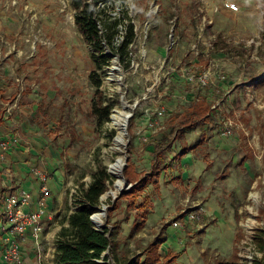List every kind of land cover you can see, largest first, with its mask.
<instances>
[{"label":"rangeland","instance_id":"1","mask_svg":"<svg viewBox=\"0 0 264 264\" xmlns=\"http://www.w3.org/2000/svg\"><path fill=\"white\" fill-rule=\"evenodd\" d=\"M198 1L209 14L220 2L179 0L177 29L181 41L168 52L167 34L177 0H93L91 9L101 35L116 32L113 48L104 46L108 64L97 71L102 85L96 94L88 79L96 60L74 23L76 13L69 0H0V90L5 92L4 100L11 102L5 107V125L0 130V144L8 145L5 151L0 146V174L13 164L7 151L12 148L11 154L21 157L12 147L13 138L20 144L26 140L22 124L15 122L28 117L16 113L19 118L15 119L13 113L17 111L13 107L15 96L21 91L17 83L22 81L20 104L28 103L33 96L44 108L41 115L46 121L39 125L44 138L51 140L59 154L55 170L61 172L63 191L73 211L77 208V184L91 181L96 159L106 167L112 184L95 211L103 212L107 223L115 228L114 234H121L120 227H147L146 233L162 240L161 229L166 227L163 233L175 250L168 249L166 254L182 253V261L172 264H246L255 259L264 264V253L259 252L256 243L258 235L264 233V219H258L259 211L264 209V0H235L238 12H245L242 4L251 11L243 17L218 16L206 31V37L215 38L211 59L225 76L215 84H232L228 89L216 88L213 93L215 99L223 98L224 102L203 128V145L180 158L189 153L193 164L203 165V176L185 163L172 160L181 148L197 144L202 134L199 127L182 130L181 118H173L191 105V95L196 96L195 88L180 80L179 69L192 59L191 55L183 57V53L195 40L193 15ZM129 25L135 39L122 57L121 40ZM254 34L261 43L257 49L254 44H246L250 39L233 38ZM207 63L208 59L201 58V68ZM93 100L102 101L100 106L111 104L110 114L121 102L126 103L130 118L122 153L110 151L118 131L111 126L110 115L107 122L98 124L92 114ZM156 111L161 112L157 119ZM161 139L170 142L172 153L164 155L159 189L148 185L135 200L118 199L119 193L129 190L122 185L111 195L116 178L109 172V165L119 157L125 164L130 158L138 172L148 174L156 140ZM186 197L187 206L182 207ZM114 202L115 209L111 210ZM205 207L215 211L217 219L204 217L205 225L199 231L193 223H184L180 230L171 227L181 210L205 215ZM63 215L58 216L60 220ZM47 229L51 230L50 224ZM128 234L126 231L120 235L114 255L117 259L125 257L121 264H140L142 255L137 253L145 248L126 244ZM41 241L26 247L27 258L33 264H51V241Z\"/></svg>","mask_w":264,"mask_h":264},{"label":"trees","instance_id":"2","mask_svg":"<svg viewBox=\"0 0 264 264\" xmlns=\"http://www.w3.org/2000/svg\"><path fill=\"white\" fill-rule=\"evenodd\" d=\"M71 8L75 11L76 16L74 23L78 31L83 36L84 41L91 46L93 53L91 57L96 60L95 70L90 72L88 79L91 86L98 94L99 88L102 85V80L97 75V71L102 66L108 64V57L104 54V46L112 47L115 31L112 35H101L98 29V23L95 21L93 11L89 1L93 0H69ZM96 3L110 0H94ZM115 28V27H114ZM135 35L132 25H129L125 35L122 38L120 52L126 56L128 47L134 42ZM128 67V64L125 66ZM102 105V101L93 100L92 114L96 116L99 125L109 120L110 105ZM210 105L206 102H199L191 104L185 112L179 116H174V119L180 117L179 122L182 130L192 131L196 127L201 130V138L198 143L190 148H181L180 152L172 157V160H179L187 152L194 150L203 143L202 136L204 135L203 128L209 124ZM173 121V119H172ZM183 132V131H182ZM114 132H110L112 136ZM147 145V144H146ZM172 153L170 142L157 141L155 143L154 151L151 157V170L148 174L138 173L134 163L129 158L126 161L123 170V177L131 188L123 192L118 199L125 198L127 200H135L140 192H143L148 185H151L155 190L158 188L159 176L161 174V163L164 155L168 156ZM91 181L86 183L77 184V208L75 211L64 215L61 222H66L68 227L62 226L57 242L54 261L55 264H108L106 257H102L104 251L109 249L115 264H121L124 261L118 260L114 255L115 244L112 242L114 232H109L108 236L105 234L107 229L97 231L94 229L90 221V215L97 209L100 203V197L107 191L108 186L112 184V179L106 171V167L98 160L95 159V169L90 172ZM84 176L80 177L82 180ZM117 199V200H118ZM116 202V200H115ZM115 202L112 204V209H115ZM131 204H134L133 202ZM261 217H264V209L260 212ZM259 237L256 238L258 250L264 253V233L261 232ZM160 241L152 243L148 247V252L142 264H172L178 258V254H168L163 260L157 253ZM101 260V261H100ZM126 264V263H125ZM128 264V263H127ZM217 264H236L235 261L219 262ZM253 264H263L261 259H255Z\"/></svg>","mask_w":264,"mask_h":264},{"label":"crops","instance_id":"3","mask_svg":"<svg viewBox=\"0 0 264 264\" xmlns=\"http://www.w3.org/2000/svg\"><path fill=\"white\" fill-rule=\"evenodd\" d=\"M216 6H218V5H216ZM247 6H248L247 4L241 5V10L245 11L243 13L241 11H240L241 13L240 12L233 13V12L229 11L228 9H224L223 7H221V8H219L217 13L209 14L210 11H208L207 16H209L211 18L212 22H213V19L215 20L216 17H218V16H220V18H223V17L224 18H228V17H235L236 18V16L243 17V16H246L247 13H249L251 11V10L247 11V9H248ZM233 38L234 39L240 38L243 40L250 39L249 41H246V44L247 45L248 44L249 45L254 44L255 49H257V47L261 45V43L259 42L260 39H258L259 36L257 34H254L253 36L247 37V38H242L241 35H234ZM255 39L257 41L253 42ZM256 81H257V79L252 81L251 83L256 82ZM231 84H232L231 81H222V83H220V84L216 83L214 86H212L210 88L209 92L207 91L209 94L207 93V94H205V97H203L202 102H206L210 105V110H209L210 118L212 117L213 112L218 110L219 105L222 102H224L223 98L222 99H220V98L215 99L214 98L213 93L216 91V88L228 89L231 86ZM17 86L20 87L21 91L19 94L18 93L16 94L15 100L13 102L14 105L13 104L12 105L14 108L17 109L18 112L13 111V113L14 114L17 113L18 116H19V114H21V115L23 114L22 116H27L29 119V120L28 119L26 120V118L21 117V119L19 121L15 122V124H18V123L22 124L21 130L25 133L24 136H25L26 140H23V142L21 144L19 143V140L17 138H13V140H12V142L15 143L14 145L12 144L13 145L12 147L16 148L15 150L19 151L18 154L21 157L16 156V154H11L12 148L9 151H7L8 154L10 155V161L13 164L9 168L4 169V171H5V172H3L4 174H0V177L2 178L0 181V194L1 195L5 194V193L16 194V193L22 192V191L29 192L31 194L32 199H31L28 210H30V211L38 210L40 208V206L38 205V199L40 196V189H39L40 185H39V183H38V181L34 175V169H38V170L43 171L47 174V177H48L47 187L50 191V196L46 200V202L44 203V206H43V208L45 210V213L43 216V222H44L45 229H44L43 235L41 236V239H42L41 242H44V241L50 242L51 241V264H55L54 257H55V252H56V246H57L56 242H57L58 234H59L62 226H64V228L68 227L66 222H63V224H62V222L58 216L62 212L64 213V215H68L69 213L73 212L74 208H71L70 199L68 197H66V195L63 191V181H62V177H61V172L60 171L58 172L55 170L59 164V162L57 161L59 159V154H58L57 150L51 146V140L48 138L47 139L44 138L45 135L43 132V128L39 125L41 123H44L43 122L44 120L46 121V118L41 115V109H44L41 106V101L38 102L37 99L33 98V96H32V97L28 98V100H29L28 103L21 105L20 104L22 101V97H21L22 88H21V86H23V88H24L22 81L19 84L17 83ZM232 88L233 87H231L230 89H232ZM4 94H5V92L3 90H0V130L5 125V122H4L5 107H7V105L9 103H11V102H7L4 100L5 99ZM226 94H228V91H226ZM250 97L252 98L253 96H250ZM215 105H216V107L214 109L211 108L212 106H215ZM17 114L15 116V119L19 118L17 116ZM156 141H158V140H156ZM204 142H205V139L203 140V143ZM203 143H202V145H203ZM199 147H197L195 149H198ZM195 149L189 151V153L195 151ZM189 153L187 154L188 156L186 158H184L183 160H180V159L175 160L176 163H182L183 162L186 165H188L189 167H191L192 172H197L198 174L201 173V176H203L202 175V173L204 172V170L202 169L203 165H199L198 163L193 164L191 162V157L189 156ZM2 166L5 167L6 165L2 164ZM134 166H135V164H134ZM160 167L162 169L161 170V173H162L164 171L165 167H163L162 165H160ZM135 168H136V166H135ZM204 168H205V166H204ZM150 170H151V161H150ZM51 172L53 173L52 178H51ZM138 173H141V172H138ZM144 174H147V173H144ZM183 175L184 174H182V178H184ZM198 177H199V175H198ZM159 179H160V176H159ZM159 187H160V181H158V188L156 190H158ZM187 203H188V197L184 198V203H182L181 206L186 207ZM62 205H64L65 209H67L69 207V210L68 211H66L65 209L63 210ZM205 208H206V209H204L205 215H202L199 221H195L193 223L194 225H197L196 228L198 231L201 228H203L201 226L205 225L203 223L204 217L206 218V217L212 216V218L217 219V217H216L217 214H215V211H213L209 207H205ZM3 210H4V205L0 201V218H1V214H2ZM184 210L185 209L181 210L177 216L182 215ZM262 210L263 209H261L259 211V214H258L259 220L264 219V217H261V215H260V212ZM106 223H107V221H106ZM48 224L51 225V230H49V231H47L48 230L47 229ZM107 226L110 227L111 230L114 232L115 228L112 225L107 223ZM120 228L122 231V232L120 231V233H121L120 235H124L126 231L129 232V234L127 235V238L125 239L126 244H129V246L133 247V248H136V247L145 248V251L137 253L138 255L139 254L142 255L140 257V261H141L140 264H142L143 261L145 260V258L147 256V252H148L147 249H148L149 245H151L152 243L160 241V244H159V247L157 250V253L160 257V261L163 260L168 254H170V252L166 254L168 249L174 250L173 245L168 243L167 235L165 233H163V231L166 227H162V229H161L162 230V236H163L162 240H159V238H157L153 233H151L152 235L151 234L149 235V233H146L147 227H143V228H140V227H135V228L134 227H120ZM153 229L156 230V227H154ZM178 230H180V229H178ZM181 232L183 234V231H181ZM120 235L119 234L113 235L112 242L115 244V249L117 247L116 242L119 241ZM158 235H159V233H158ZM30 244L32 247H34V245L31 241H27V242L22 244L21 253H22L23 264H33V261L30 260L29 258H27V254L25 253L26 247ZM174 254L175 255L178 254V258L175 260V262L177 261V263H178L181 260L180 258L182 256V253L176 251ZM124 258L125 257H123L122 259H118V260H120L122 262L125 260Z\"/></svg>","mask_w":264,"mask_h":264},{"label":"built area","instance_id":"4","mask_svg":"<svg viewBox=\"0 0 264 264\" xmlns=\"http://www.w3.org/2000/svg\"><path fill=\"white\" fill-rule=\"evenodd\" d=\"M89 2L91 5V1ZM178 6L179 0H177L172 7L174 14L170 20V27L167 34L166 51L168 52L176 49L181 41L177 29ZM221 7L228 9L233 13L239 11V6L235 0H220L219 5L213 7V12L217 13ZM193 20L195 22V40L183 53V57L191 55L192 59L187 63L183 62V66L179 69V77L180 80L195 88L196 96L191 95L192 98L190 103L196 104L203 101L201 98L205 97L206 92L215 85L217 79L224 80L225 76L218 70L217 65H215L211 59L210 51L212 50V42L215 38L213 36L206 37V31L212 24V20L207 16V10L201 5L200 1L195 7ZM205 38L207 39L206 41ZM200 46L204 48L200 49ZM201 58L208 59L205 68H201ZM188 64H191L192 67L187 68ZM215 107L216 106H212L211 108L214 109ZM160 116L161 112L156 111L155 119ZM228 133L230 132L224 131V134ZM0 146L1 150L5 151L8 145L2 143ZM34 175L40 185V196L38 199V205L40 208L38 210H28L32 199L29 192L22 191L16 194L5 193L0 196V201L4 205V210L2 211L0 218V264H23L21 255L22 244L31 241L34 245H38L44 232L43 216L45 210L43 206L50 196V191L47 187L48 177L45 172L38 169H34ZM131 186L132 185L129 184L126 189H130ZM103 208H105V206H103ZM99 213L100 211H94L89 217L90 221L92 222L94 229L97 231L107 229L108 232L105 235L108 236L109 232L112 230L107 226L105 216L99 215ZM201 216V211L187 209L183 211L182 215L171 221L170 225L173 229H180L184 223L192 224L195 221H199ZM104 256L106 257V263L115 264L109 249L103 252L102 257ZM246 264H253V262L249 260Z\"/></svg>","mask_w":264,"mask_h":264},{"label":"bare ground","instance_id":"5","mask_svg":"<svg viewBox=\"0 0 264 264\" xmlns=\"http://www.w3.org/2000/svg\"><path fill=\"white\" fill-rule=\"evenodd\" d=\"M126 110V103L121 102L120 106L116 107L110 115L111 126L118 131V134L113 140V146L110 147V151L112 152L122 153L126 147L125 137H127L126 130L130 118V113ZM123 165L124 161L121 157L117 158L113 164L109 165V172L116 178V182L114 184L115 191L111 192V195H115V193L121 190L122 185H124L121 175ZM99 215H103V212Z\"/></svg>","mask_w":264,"mask_h":264},{"label":"water","instance_id":"6","mask_svg":"<svg viewBox=\"0 0 264 264\" xmlns=\"http://www.w3.org/2000/svg\"><path fill=\"white\" fill-rule=\"evenodd\" d=\"M126 164L124 163V166H125ZM122 179H123V177H122ZM123 181H124V187L126 188L129 184L123 179ZM120 195L122 194V193H119ZM101 198V197H100Z\"/></svg>","mask_w":264,"mask_h":264}]
</instances>
